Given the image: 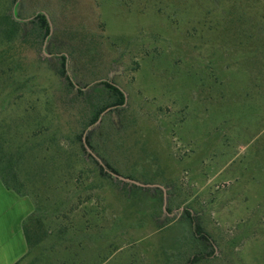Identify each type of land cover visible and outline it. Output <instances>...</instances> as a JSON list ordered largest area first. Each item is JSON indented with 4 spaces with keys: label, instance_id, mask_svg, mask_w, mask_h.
Instances as JSON below:
<instances>
[{
    "label": "rangeland",
    "instance_id": "obj_1",
    "mask_svg": "<svg viewBox=\"0 0 264 264\" xmlns=\"http://www.w3.org/2000/svg\"><path fill=\"white\" fill-rule=\"evenodd\" d=\"M35 1L24 0L25 17ZM170 1L180 12L170 13L167 0H49V6L59 29L104 25L116 62L104 65L103 81L125 91L129 117L140 114L137 128L124 120L129 144L139 134L146 141L143 154L131 152L142 154L137 163L144 161L151 180L175 184L177 203L191 206L215 248L211 255L200 247L208 258L199 264H264V0ZM63 2L75 16L64 15ZM182 209L168 214L166 198L168 226L144 246L119 249L115 264L141 255L163 264L153 259L161 241L168 253L184 255L192 231ZM132 230L142 235L152 227ZM36 256L21 264H36Z\"/></svg>",
    "mask_w": 264,
    "mask_h": 264
},
{
    "label": "trees",
    "instance_id": "obj_2",
    "mask_svg": "<svg viewBox=\"0 0 264 264\" xmlns=\"http://www.w3.org/2000/svg\"><path fill=\"white\" fill-rule=\"evenodd\" d=\"M15 1L0 0V181L7 190L29 198L33 204V212L23 224L26 258L36 252V264H115L119 249L133 248L140 242L144 246L148 236L168 226L170 218L162 210L161 189L125 183L111 173L143 184L162 185L167 189L168 214L173 206L183 207L181 220L192 231L189 248L178 257L171 250L170 254L165 251L161 241L155 261L182 264L185 258L183 264H199L208 258L200 247L211 248L213 255L215 248L191 206L177 203L176 185L164 184L157 170L153 177L161 181L151 180L144 161L137 163L146 141L139 134L130 145L129 125L124 120L130 119V125L137 128L140 114L129 117L128 108L122 107L124 90L114 82L103 81L104 65L116 62L110 61L115 44L106 39L104 25L88 29L79 23L59 29L49 0L33 2V10L26 17L21 0L15 8L16 18L35 17L19 23L12 17ZM167 3L170 13L180 12L176 3ZM60 7L65 16H75L69 12L68 2ZM42 12L54 27L46 47L52 58H44L42 53L49 35ZM82 69L89 73L82 74ZM112 107L115 109L97 127L89 129L104 110ZM114 115L119 122L113 121ZM86 131L92 154L83 145ZM134 148H141L139 157L131 152ZM108 197H115L122 207L115 209ZM148 225L151 233H133L132 229ZM122 264H148V257L133 256Z\"/></svg>",
    "mask_w": 264,
    "mask_h": 264
},
{
    "label": "crops",
    "instance_id": "obj_3",
    "mask_svg": "<svg viewBox=\"0 0 264 264\" xmlns=\"http://www.w3.org/2000/svg\"><path fill=\"white\" fill-rule=\"evenodd\" d=\"M33 209L29 198L17 196L0 181V264H21L26 259L23 224Z\"/></svg>",
    "mask_w": 264,
    "mask_h": 264
},
{
    "label": "water",
    "instance_id": "obj_4",
    "mask_svg": "<svg viewBox=\"0 0 264 264\" xmlns=\"http://www.w3.org/2000/svg\"><path fill=\"white\" fill-rule=\"evenodd\" d=\"M19 2H20V0H16L15 3H14V6H13V8H12V17H13L16 21H18L19 23H26V22L31 21L35 16L29 17V18H27V19H18V18H16V16H15V8H16V6L19 4ZM37 14H39V13H37ZM37 14H36V15H37ZM42 14L45 16L46 21H47L48 26H49V35H48V37L45 39V41H44V43H43L42 53H43L44 57L52 58L54 55H49V54L46 52V47H47V41H48L49 37L53 34V24H52V22H51V20H50V17H49L45 12H42ZM67 62H68V58H67ZM66 67L68 68V65H66ZM67 75H69V72H68V71H67ZM75 88L78 89L77 86H76ZM88 88H89V87H86V88L83 89V90H87ZM122 92H123V91H122ZM123 95H124V97H125V102H124V105H123L122 107H125V106H126V103H127V97H126V94H125L124 92H123ZM112 109H115V107L108 108V109L104 110V111L99 115L97 121H96V122H95V123L89 128V129L97 127V126L100 124V122H101L102 118L104 117V115H106V114H107L110 110H112ZM89 129H88V130H89ZM88 130H87V131H88ZM87 131H86V132L84 133V135H83V145H84V147H85L87 153L92 154L91 150L88 148V146H87V144H86V134H87ZM98 161H99V160H98ZM111 176H112L113 178H115V179H118V180L122 181V182L129 183V184H133V185H136V186L141 187V188H152V187H158V188L161 189L162 192H163V211L166 210V198H167V193H166V190H165L164 187L159 186V185H148V184H143V183H140V182H137V181L131 180V179L124 178V177H122V176H118V175L113 174V173H111Z\"/></svg>",
    "mask_w": 264,
    "mask_h": 264
}]
</instances>
